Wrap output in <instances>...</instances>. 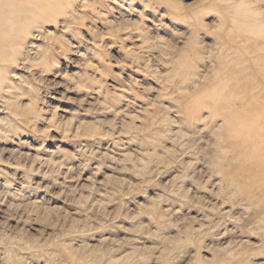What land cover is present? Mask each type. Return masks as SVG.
I'll use <instances>...</instances> for the list:
<instances>
[{
  "label": "rangeland",
  "instance_id": "374dc122",
  "mask_svg": "<svg viewBox=\"0 0 264 264\" xmlns=\"http://www.w3.org/2000/svg\"><path fill=\"white\" fill-rule=\"evenodd\" d=\"M73 7L0 114V264H264V0Z\"/></svg>",
  "mask_w": 264,
  "mask_h": 264
},
{
  "label": "bare ground",
  "instance_id": "6f19581e",
  "mask_svg": "<svg viewBox=\"0 0 264 264\" xmlns=\"http://www.w3.org/2000/svg\"><path fill=\"white\" fill-rule=\"evenodd\" d=\"M76 2L77 0H0V114L11 113L14 116H23L26 121H29L27 113L30 111L36 113L34 99H29L27 104L21 106L17 104L16 98H11V90L15 88V79L18 77L15 69L20 62L23 64L28 60L26 45L34 38V32L41 36L44 23L50 17H56L59 14L67 15L68 9L74 10L73 6ZM71 17L70 22L77 21L75 14ZM262 31L264 32V28ZM42 35L48 36L44 33ZM32 43L28 47H33ZM41 66L46 68L48 60H44ZM5 120L0 117V123H4ZM228 128L232 130L234 125L231 124ZM254 136L255 139L264 138V131L257 128L253 132Z\"/></svg>",
  "mask_w": 264,
  "mask_h": 264
}]
</instances>
